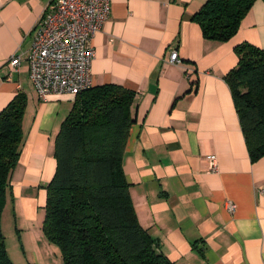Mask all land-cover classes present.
Segmentation results:
<instances>
[{
	"label": "crops",
	"instance_id": "crops-1",
	"mask_svg": "<svg viewBox=\"0 0 264 264\" xmlns=\"http://www.w3.org/2000/svg\"><path fill=\"white\" fill-rule=\"evenodd\" d=\"M207 1L111 0L90 43L93 87L136 94L123 170L138 221L159 251L174 264H264V157L251 160L226 81L239 63L237 46L264 50V0L226 43L204 39L193 19ZM51 2L0 0V112L19 92L28 96L2 230L3 219H12L32 242L56 173V139L76 100L51 93L42 101L29 78L35 29ZM173 51L179 64L170 62Z\"/></svg>",
	"mask_w": 264,
	"mask_h": 264
},
{
	"label": "trees",
	"instance_id": "trees-1",
	"mask_svg": "<svg viewBox=\"0 0 264 264\" xmlns=\"http://www.w3.org/2000/svg\"><path fill=\"white\" fill-rule=\"evenodd\" d=\"M256 0H208L193 17L204 39L229 42ZM239 63L226 81L253 162L264 157V50L236 47ZM136 94L119 85L76 96L55 143L56 173L45 187L43 233L64 264H174L140 225L123 156ZM28 96L19 92L0 112V264H14L2 230L10 178L23 143Z\"/></svg>",
	"mask_w": 264,
	"mask_h": 264
},
{
	"label": "built area",
	"instance_id": "built-area-1",
	"mask_svg": "<svg viewBox=\"0 0 264 264\" xmlns=\"http://www.w3.org/2000/svg\"><path fill=\"white\" fill-rule=\"evenodd\" d=\"M112 11L111 0H52L42 15L29 53V78L38 98L46 101L51 93L79 95L93 88L91 64L92 37L101 29ZM170 62L179 64L176 51ZM20 56L11 66L18 70ZM210 170L217 172V159L208 157ZM229 211L236 206L229 203Z\"/></svg>",
	"mask_w": 264,
	"mask_h": 264
},
{
	"label": "rangeland",
	"instance_id": "rangeland-1",
	"mask_svg": "<svg viewBox=\"0 0 264 264\" xmlns=\"http://www.w3.org/2000/svg\"><path fill=\"white\" fill-rule=\"evenodd\" d=\"M43 212L46 213L45 208H43ZM44 218V216L41 217L39 219L40 224L37 223L35 225L39 231L37 235L39 239L36 237L37 239H34V242L30 240V232H24L20 235V233L16 231V225L14 221L12 223V219L11 221L6 217L3 219V231L7 250L14 264H33L32 254L34 253L38 254V258L42 260L40 261L41 264H64L60 249L48 242L45 235L43 239L40 238V236L44 234L41 231ZM35 231L36 229L32 231L34 235Z\"/></svg>",
	"mask_w": 264,
	"mask_h": 264
}]
</instances>
